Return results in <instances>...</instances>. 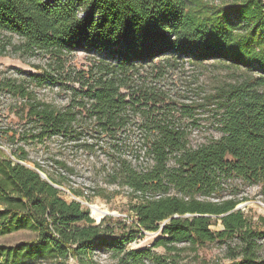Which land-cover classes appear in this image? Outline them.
I'll use <instances>...</instances> for the list:
<instances>
[{
	"label": "trees",
	"instance_id": "16d2710c",
	"mask_svg": "<svg viewBox=\"0 0 264 264\" xmlns=\"http://www.w3.org/2000/svg\"><path fill=\"white\" fill-rule=\"evenodd\" d=\"M5 57L34 61L32 72L0 78V96L17 100L11 139L104 158L106 182L127 189L136 221L96 222L19 163L24 148L14 160L0 149V236L37 234L0 245V264H97L95 252L116 264H171L152 249L179 258L210 244L230 264H264V231L233 211L248 200L241 186L264 198V0H0ZM208 67L226 77L185 75ZM143 232L159 237L128 250Z\"/></svg>",
	"mask_w": 264,
	"mask_h": 264
},
{
	"label": "rangeland",
	"instance_id": "374dc122",
	"mask_svg": "<svg viewBox=\"0 0 264 264\" xmlns=\"http://www.w3.org/2000/svg\"><path fill=\"white\" fill-rule=\"evenodd\" d=\"M84 59L85 54L78 53L73 58V63L79 66ZM33 62L32 59L22 63L8 57L0 58V78L5 76L19 77L21 75L20 71L23 73L32 72L33 69L30 66ZM185 75H192V81L198 79L199 83L205 82L208 84L210 82L209 78L213 76L224 78L226 77V72L212 67L205 69L188 68ZM192 87L194 88L195 86L193 85ZM41 95L51 97L48 89L41 91ZM55 98L58 104L62 103L59 95H56ZM15 101L17 100H13L5 94L0 96V149L4 154L14 160L11 152L17 148H24L29 158L24 163L30 168H36L37 164L41 166L45 172L42 169L39 172L45 175L50 182H55V185L62 188V197L67 202L81 201L82 204H80L89 210V215L96 222L105 220L109 223L125 224L124 221L131 218V213L129 212L130 196L127 194V189L108 185L100 167L101 164H105V159L100 157L95 161L94 158L87 156L81 151H74L68 147L60 146V143L56 140L41 145L23 144L22 142H17L16 139L12 140V131L20 128L18 118L14 115V112L10 113L9 111ZM204 128L201 130L205 131ZM7 130L12 131L7 132ZM196 133L197 130L193 129V134ZM55 161L66 163L68 167L75 170L74 173L70 174L60 166L57 167ZM59 169H62L66 175H59ZM88 189L94 192L84 196L83 192ZM76 191H80L82 195L77 196ZM239 193L247 196L248 199L246 202L241 203L242 207L240 210L247 218L253 221L255 228L264 231V224L258 221V219H264V198L259 195V188L241 186ZM85 203L91 205V210L84 205ZM93 206L97 208L98 212L93 211ZM220 229V223L211 227V230L214 231ZM36 237L35 231L21 229L8 235L0 236V245L13 246L20 242L33 241ZM157 237H159V232H145L138 239L137 246H133V249L151 248L153 241ZM180 247L183 248L184 245H180ZM127 248L128 250L131 249L130 246ZM152 253L155 256H169L167 259L171 264H230V260L224 257L220 247L215 244H210L200 249L196 255L187 251L183 252L179 258L176 255H168L161 247L152 249ZM102 254L98 255L99 257L97 258L99 264H116V260H113L109 253H106L107 257L102 256ZM261 254L264 256V241ZM146 264H152V262H147Z\"/></svg>",
	"mask_w": 264,
	"mask_h": 264
},
{
	"label": "built area",
	"instance_id": "2783aa9c",
	"mask_svg": "<svg viewBox=\"0 0 264 264\" xmlns=\"http://www.w3.org/2000/svg\"><path fill=\"white\" fill-rule=\"evenodd\" d=\"M19 163H21V164H23V165H26L24 162H19ZM26 166H28V165H26ZM28 167H29V166H28ZM32 169H34L38 174L43 175L42 173L39 172L38 169H36V168H32ZM58 171L60 172L59 175H66L65 172H64L62 169H59ZM43 176L47 179V177H46L45 175H43ZM47 180H48V179H47ZM48 181H49V180H48ZM53 185H54L55 188H57V189H59V190H62V188H60L59 186H57V185H55V184H53ZM93 192H94V191L88 189V190H86V191L83 192V195H84V196H88L89 194H92ZM74 201H75V200H74ZM77 202H79V203L82 204L81 201H77ZM84 205H85L86 207H88V208H90V206H91V205H89V204H87V203H85ZM90 210H91V208H90ZM135 221H136V219H135L134 215L131 214V218H130L129 220H125L124 222H125L126 226L131 227V226H134ZM97 222H100V221H97ZM144 234H145V233L143 232V235H144ZM137 242H139V241L136 240V241L130 243L127 247L130 246V248H131L130 250H133V246H137ZM127 249H128V248H127ZM95 254H96V255H95V261H96L97 264H99L98 261H97V258L99 257L98 255H100L101 252H95ZM102 256L107 257V254H106V253H103ZM68 264H75V260H74L72 257H69V258H68Z\"/></svg>",
	"mask_w": 264,
	"mask_h": 264
},
{
	"label": "water",
	"instance_id": "95a60500",
	"mask_svg": "<svg viewBox=\"0 0 264 264\" xmlns=\"http://www.w3.org/2000/svg\"><path fill=\"white\" fill-rule=\"evenodd\" d=\"M40 175V174H39ZM41 179L47 181L48 183H50L43 175H40ZM51 184V183H50ZM53 185V184H52ZM54 186V185H53ZM242 207L241 204H239L238 206H236V208L233 210V211H237V210H240ZM90 214V213H89ZM91 217V216H90ZM92 218V217H91Z\"/></svg>",
	"mask_w": 264,
	"mask_h": 264
},
{
	"label": "bare ground",
	"instance_id": "6f19581e",
	"mask_svg": "<svg viewBox=\"0 0 264 264\" xmlns=\"http://www.w3.org/2000/svg\"><path fill=\"white\" fill-rule=\"evenodd\" d=\"M90 208H91V206H90ZM99 209V208H98ZM93 211L94 212H98V210H97V208L95 207V206H93Z\"/></svg>",
	"mask_w": 264,
	"mask_h": 264
}]
</instances>
